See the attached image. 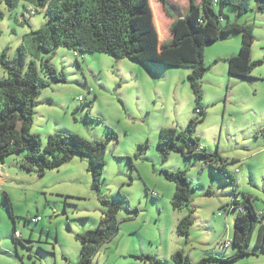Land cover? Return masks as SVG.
Instances as JSON below:
<instances>
[{
    "label": "rangeland",
    "instance_id": "rangeland-1",
    "mask_svg": "<svg viewBox=\"0 0 264 264\" xmlns=\"http://www.w3.org/2000/svg\"><path fill=\"white\" fill-rule=\"evenodd\" d=\"M147 3L160 41L153 35L142 43L143 56L116 59L98 52L77 56L64 47L41 52L29 35L48 23V8L24 1L9 8L0 1V55L13 60L24 52L28 64L38 66L50 58L51 65L66 75L65 82L46 79L48 86L36 101L31 133L43 147L56 133L107 143L99 190L93 187L88 156L77 155L44 175L23 169L26 151L5 158L4 165L0 160V264H77L81 259L77 236L98 227L106 210L104 198L120 206L121 223L93 264H153L138 258L142 254L153 255L157 264H176L173 255L181 250L196 264L204 258L212 264H264V249L254 245L248 248L249 255L229 261L238 250L231 243L239 212L224 210L234 197L226 175L199 156L185 157L180 152L165 156L159 147L162 128L186 131L190 121L202 114L188 81L193 69L175 64V53L166 55L162 47L171 25L184 20L190 0H169L172 16L159 0ZM262 8L264 0H252V9L243 15L232 5L225 7L232 22L253 24L256 65L251 79L229 74L227 60L241 51L239 32L207 45L204 64L208 70L200 82L207 116L194 136L209 153L219 152L228 160L226 171L238 185L236 199L252 196L255 209L264 214ZM149 21L140 23L142 31L150 29ZM7 76L0 64V78ZM165 170L186 171L193 185L192 203L182 211L172 207L176 186ZM5 193L11 199L13 217ZM189 214L193 225L186 238L176 228ZM36 217L41 221L32 222ZM16 231L22 234L20 242L15 241Z\"/></svg>",
    "mask_w": 264,
    "mask_h": 264
},
{
    "label": "trees",
    "instance_id": "trees-1",
    "mask_svg": "<svg viewBox=\"0 0 264 264\" xmlns=\"http://www.w3.org/2000/svg\"><path fill=\"white\" fill-rule=\"evenodd\" d=\"M6 1L9 8L18 1L38 4L48 8L50 19L48 23L33 30L29 36L37 49L44 53H52L60 47L77 52H98L108 54L116 59H135L144 55V41L158 35L152 19V11L147 0H0ZM167 15L169 0H159ZM227 5L237 8L239 15L252 9V0H190V8L184 13V20H176L163 43L164 54L175 53V64L193 69L188 77L201 118L190 121L186 131L175 128H162L159 147L166 156L171 152H180L185 157L199 156L218 172L226 175L232 185L234 195L225 212L237 210L239 213L234 223V233L231 246L238 250L229 261H236L241 256L249 255L248 248L254 245L264 249L263 213L255 209L253 198L245 195L243 200H237V183L232 174L226 171L228 160L219 152L209 153L198 138L194 136L198 124L206 119V110L202 106L201 80L208 68L205 66V51L207 45L215 43L228 33L242 34V46L239 56L227 60L231 76L251 79L256 65L252 60V47L255 41L253 24L232 22L225 14ZM264 11V8L261 9ZM1 14V12H0ZM149 21V30L142 31L140 23ZM159 35L156 38L160 41ZM0 64L7 72V78H0V160L4 165L5 158L26 151L23 169L27 172L44 175L47 171L60 169L71 162L77 155L88 156L89 172L93 176V187L100 189L105 165L107 143L104 141H89L76 134L56 133L48 137L47 145L43 147L41 139L31 133L33 112L41 90L48 86L46 79L65 82L66 75L51 65L50 58L42 60L38 66L28 64L24 52L19 57L9 60L4 53L0 55ZM22 124V130L18 125ZM236 162L235 160L233 163ZM166 178L175 184L176 191L172 201L175 211H182L192 203L193 185L188 173L184 170L164 171ZM11 216L13 206L8 194H4ZM106 210L96 229H89L78 235L81 244V259L77 264H93L94 258L101 246L114 238L120 229V206L109 199L102 200ZM193 221L191 214L185 216L177 225L180 236L189 237ZM15 241L20 242L22 234ZM141 260L157 264L158 260L150 254L138 256ZM218 260V259H217ZM176 264L193 263L183 250L173 255ZM223 262V260H221ZM197 264H212L204 258Z\"/></svg>",
    "mask_w": 264,
    "mask_h": 264
},
{
    "label": "built area",
    "instance_id": "built-area-1",
    "mask_svg": "<svg viewBox=\"0 0 264 264\" xmlns=\"http://www.w3.org/2000/svg\"><path fill=\"white\" fill-rule=\"evenodd\" d=\"M76 55H77V53H76ZM40 220H41L40 217H36V218H33L31 221L34 222V223H37V222H39ZM17 237H20L19 232H17ZM230 242H231V241H230ZM229 245H230V243H229Z\"/></svg>",
    "mask_w": 264,
    "mask_h": 264
},
{
    "label": "crops",
    "instance_id": "crops-1",
    "mask_svg": "<svg viewBox=\"0 0 264 264\" xmlns=\"http://www.w3.org/2000/svg\"><path fill=\"white\" fill-rule=\"evenodd\" d=\"M196 1H197V3H199V2H200V0H196ZM169 35H170V34H168L167 36H169ZM167 36H166V37H167ZM0 167H2V165H0ZM237 171H238V170H237ZM237 171H236V172H237ZM1 173H3V170H2V168H1ZM1 173H0V174H1ZM201 173H202V171H201ZM40 221H41V220H40Z\"/></svg>",
    "mask_w": 264,
    "mask_h": 264
},
{
    "label": "water",
    "instance_id": "water-1",
    "mask_svg": "<svg viewBox=\"0 0 264 264\" xmlns=\"http://www.w3.org/2000/svg\"><path fill=\"white\" fill-rule=\"evenodd\" d=\"M18 129L21 131L22 130V124L18 125Z\"/></svg>",
    "mask_w": 264,
    "mask_h": 264
}]
</instances>
